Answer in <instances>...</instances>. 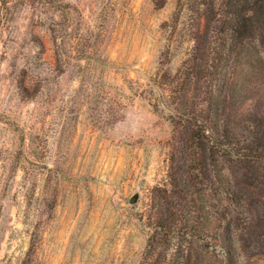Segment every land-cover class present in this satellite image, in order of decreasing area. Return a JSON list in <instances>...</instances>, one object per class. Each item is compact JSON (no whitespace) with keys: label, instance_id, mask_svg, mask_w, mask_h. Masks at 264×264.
Returning a JSON list of instances; mask_svg holds the SVG:
<instances>
[{"label":"rangeland","instance_id":"374dc122","mask_svg":"<svg viewBox=\"0 0 264 264\" xmlns=\"http://www.w3.org/2000/svg\"><path fill=\"white\" fill-rule=\"evenodd\" d=\"M203 1L0 0V264H176L199 245L215 264H264L263 198L228 186L252 168L220 150L216 202L209 153L183 143L166 91ZM255 95L235 100L237 117L264 109ZM196 189L210 193L204 237Z\"/></svg>","mask_w":264,"mask_h":264},{"label":"trees","instance_id":"16d2710c","mask_svg":"<svg viewBox=\"0 0 264 264\" xmlns=\"http://www.w3.org/2000/svg\"><path fill=\"white\" fill-rule=\"evenodd\" d=\"M203 2L202 7L199 4L192 5V11H202L205 19V26L202 30L199 28L201 32L197 33L195 39V43L199 44L191 47L183 68L177 71L173 81L167 83L166 91L170 93L174 105L171 112L186 128L185 134L188 137L183 143L195 148L204 146L209 153L208 165L212 180L207 189L212 191L214 199L218 198L215 201L220 200L218 192L221 189L211 185L217 182L227 187L220 173L223 165L219 166L220 160L217 157L221 150L226 160L236 159L245 168H252L253 182L241 188L235 171L231 170L229 177L235 176V179L228 186H236L237 191L242 189L248 193L247 196H250L251 188H256L264 205V109L247 107L238 117L232 111L235 100L254 99L256 93L257 96L261 94L264 101V0ZM154 106L156 108L157 104L154 103ZM238 129L240 132H237ZM191 151L195 152V149ZM192 158L196 160V157ZM255 180L257 183L254 185ZM228 193L232 194L231 191ZM195 194L197 198L191 207L199 215L195 217L194 232L204 237L207 233H201L199 224H204V219L200 215L206 212L204 200L210 193L196 189ZM236 196L240 199L235 192L228 198L233 200ZM215 201L209 203L214 214L206 213V219L219 217ZM243 209L248 214L253 213L249 203L244 202ZM173 223L171 221V228ZM214 229L224 235L231 231L222 225H215ZM228 239L230 237H225V240ZM178 249L180 259L176 264H215L212 256L201 245L195 248L197 253L193 258L191 247L186 252L181 247ZM229 252V259L233 261V255Z\"/></svg>","mask_w":264,"mask_h":264},{"label":"water","instance_id":"95a60500","mask_svg":"<svg viewBox=\"0 0 264 264\" xmlns=\"http://www.w3.org/2000/svg\"><path fill=\"white\" fill-rule=\"evenodd\" d=\"M137 199H138V193H135L129 198V202L134 203L137 201Z\"/></svg>","mask_w":264,"mask_h":264}]
</instances>
